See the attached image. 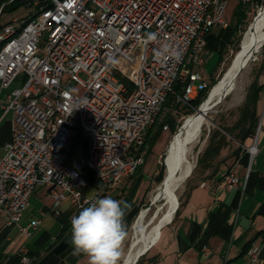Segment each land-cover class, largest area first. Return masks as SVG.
<instances>
[{
  "label": "built area",
  "instance_id": "built-area-1",
  "mask_svg": "<svg viewBox=\"0 0 264 264\" xmlns=\"http://www.w3.org/2000/svg\"><path fill=\"white\" fill-rule=\"evenodd\" d=\"M213 1H221L217 16H209ZM227 2L67 0L0 54V89L23 75L21 86L0 98V109L13 113L12 136L0 158L4 223L20 221L39 187L47 189L55 215L64 202L79 212L85 201L111 196L110 189L144 163L147 133L158 116L176 114L167 100L189 107L206 87L192 67L190 81L182 82V66L189 48H197V65L203 63L202 25L227 27ZM17 21L2 25L0 38ZM148 33H155L156 41L148 42ZM164 44L172 46L170 52L158 55ZM178 82L183 83L180 93L174 90ZM168 128L166 122L162 129ZM76 129L83 153L70 167L66 150ZM255 150V143L247 147L250 155ZM90 172L101 186L88 193ZM221 180L228 187L238 185L231 172ZM37 224L31 220L19 231L29 236ZM19 253V264H36L26 247ZM250 257L256 261V253ZM223 264H230L227 258Z\"/></svg>",
  "mask_w": 264,
  "mask_h": 264
},
{
  "label": "crops",
  "instance_id": "crops-1",
  "mask_svg": "<svg viewBox=\"0 0 264 264\" xmlns=\"http://www.w3.org/2000/svg\"><path fill=\"white\" fill-rule=\"evenodd\" d=\"M12 15L16 14L1 13L0 19ZM228 29L229 25L215 28L208 35L202 52L203 63L199 66L204 65L209 56L206 48L212 37H219ZM235 36L236 30L228 38L225 37L226 40H220L221 49L214 74L223 63L222 56ZM192 66L184 69L186 78ZM214 74H210L208 79L200 76L206 83ZM254 81L261 86L254 110V132L243 143L229 137L236 144L235 151L222 155L209 177L195 181L187 188L172 219L147 239L144 248L148 247L149 242L150 246L140 264H223L225 258L230 264H264V59ZM22 82L23 75H17L7 89H0V98H5L10 90L20 87ZM12 117L11 110L3 112L0 109V158L5 152L4 145L12 136ZM253 143L256 150L250 155L247 147ZM71 147L79 149L80 158L83 144L77 129L66 150L69 166L67 152ZM228 172L237 177L236 187L222 183L223 175ZM97 188L90 189L88 185L87 192L91 193ZM123 199L121 197L120 200ZM130 206H133L131 201ZM74 214H78L75 206L64 202L55 215L47 189L36 188L17 224H5L0 217V264H19L21 247H26L30 255L36 257V264H88L86 256L73 255L70 218ZM31 220H38L37 226L31 229L29 236L22 235L19 227ZM252 253H256L255 262L251 261Z\"/></svg>",
  "mask_w": 264,
  "mask_h": 264
},
{
  "label": "rangeland",
  "instance_id": "rangeland-1",
  "mask_svg": "<svg viewBox=\"0 0 264 264\" xmlns=\"http://www.w3.org/2000/svg\"><path fill=\"white\" fill-rule=\"evenodd\" d=\"M240 1L243 0H228L224 15V18L229 25L228 31H223L219 37L217 35H214L212 37L210 44L206 48V53H209V56L204 65L192 66V70L198 72L200 75L205 77V79H208L210 74H214L217 68L218 53L221 49V45L219 46L220 40H226L225 37L228 38L230 33L235 31L234 11ZM244 1L249 4V9L247 11L245 20L246 25H243L245 30L241 33L240 39L236 46L237 50L235 51V49L230 46L228 50L223 54V63L220 65L219 70L212 77L216 79L213 85L218 81L220 82L224 78V75L228 71L235 56L237 54L239 55L240 42L243 38L244 33L246 32L250 24L254 22L257 15L264 10V4L256 7L254 1ZM47 2L48 6H51V3L49 1ZM34 12V7L19 6L11 12L16 15L1 18L0 25L2 26L6 23L11 22L13 20V17L18 20L22 19V21H24V18H26L25 21H29L37 11L35 13ZM213 29H215V27ZM252 32L254 34H263L264 29L255 27L253 28ZM263 59L264 42L263 45L255 53V56L244 66L242 72L233 80V83L229 86L226 92V96L221 100V102L212 109L211 106L216 100H218V98H216L211 104H209V110L206 114V122L201 126L196 141L193 142V144H191L190 146L191 148L188 155L190 166L188 171L191 169V173L178 185V187L168 200H165L164 198L154 199V195L157 188L163 182L165 187H169L178 176L180 169V160L177 155V150L174 143L175 139L178 138L180 132V130L178 132L177 130L182 124L184 125L185 123L184 119L196 112L195 110L192 114H188V111L193 109L192 104L189 107L186 105H178L177 110H175V112L177 111V113L172 115L173 120L175 121L174 124L176 130L172 132L170 128H168V130L161 129V133L157 137L153 146H151L150 143V148L148 150V154L145 158L144 163L138 167V169L132 176L125 178L114 188L110 189V195L113 199L120 200L121 197L130 198L131 203L138 208L136 214L127 226V236L125 241L123 242L124 254L120 262H122L123 259H125L127 255L130 254L136 241V236L139 229H135L134 225L140 214H142L140 227L144 231H146V236L148 239L150 237L149 232L153 227L161 222L167 221L174 216V213L176 212L174 211L173 213V210H176L175 205L177 207V204L181 202V199L183 198L187 188L195 181H200L209 177L217 167L218 160L224 155L231 154V152L235 151L236 144L229 138V136H227V138L229 139L227 141V144L219 151V154L215 158L210 160L207 164L204 162L198 163L200 156L203 154L207 146L208 136L210 133H212L213 129L219 128L220 126L230 127L238 117L241 100L248 86L255 79ZM186 67H184V69ZM208 83H210V80L206 82V85ZM213 87L214 86H211L209 87L210 89L208 88L206 90L205 96L202 98V100L206 99L209 91ZM67 153L70 166L72 165V167H75L76 163L81 158H79V149L71 147V149L68 150ZM99 185L101 186L100 181L93 173H90L89 188L92 189L95 186L100 187ZM130 246H132L131 249L129 248ZM144 256L145 254L140 256V258L138 259L139 261H137L135 264H140L143 261Z\"/></svg>",
  "mask_w": 264,
  "mask_h": 264
},
{
  "label": "bare ground",
  "instance_id": "bare-ground-1",
  "mask_svg": "<svg viewBox=\"0 0 264 264\" xmlns=\"http://www.w3.org/2000/svg\"><path fill=\"white\" fill-rule=\"evenodd\" d=\"M51 3V6H48V2ZM43 6L39 9L38 12L34 14V16L31 18V20L22 21V19L18 20L14 23V26L10 29L6 30V32L2 35L0 38V54H2L5 50L11 48L12 44L17 42L19 38L22 36V34L25 33V31L35 24L37 20L40 18H43V16L49 15L50 12L57 10V8L64 4L67 0H47ZM219 9H221V1H213V3L209 6V16H217ZM251 25V28H248L246 32L243 35V38L240 42V52L239 55L237 54L231 63L228 71L225 73L224 78L219 82H217L213 88L209 91L207 97L205 100H203L199 105L200 110L198 112H195L194 114L188 116L185 118V123L183 125V128H181L179 132L178 138L175 139V146L177 150V155L180 160V169L178 176L176 180L169 186L165 187L164 182L157 188L154 199H160L164 198L165 200H168L178 185L190 175L191 169L188 171L190 166V160H189V151L190 146L193 144V142L196 141V138L198 136V132L201 128V126L206 122V114L209 110V104H211L216 98H222L223 94L227 92L229 86L233 83V80L236 78H233L237 69L239 66L243 63L245 58H247L251 48L252 43L259 44L260 42H264V32L263 34H254L252 32L253 28H263L264 29V10L257 15L254 22ZM215 27V22H207V25H202L201 31H200V45L206 44V37L210 34L212 29ZM250 61V60H249ZM248 61V62H249ZM190 65H197V48H189L188 51V58L186 59V65L182 66V72L184 67L190 66ZM188 71V70H187ZM187 80L186 82L190 81V72L187 73ZM227 94V93H226ZM165 116H158V119H156V124L151 125V129L162 126V128H165L166 123H164ZM138 167H133V173ZM188 171V172H187ZM172 172V171H171ZM155 202V201H154ZM176 208V205H175ZM175 209L173 210L174 213ZM173 215V214H172ZM142 214H140L135 222L134 228L139 229L136 241L133 245V248L130 252V254L127 255L125 259L120 264H131L134 260L136 255L142 251L147 243V236L146 231H144L140 227ZM172 219V218H171ZM171 219L161 222L155 227L151 229L149 232V236H153V234L166 222H169ZM150 246V242L148 244V248ZM132 246L129 248L131 249Z\"/></svg>",
  "mask_w": 264,
  "mask_h": 264
},
{
  "label": "clouds",
  "instance_id": "clouds-1",
  "mask_svg": "<svg viewBox=\"0 0 264 264\" xmlns=\"http://www.w3.org/2000/svg\"><path fill=\"white\" fill-rule=\"evenodd\" d=\"M156 39L155 33L146 35L148 42ZM171 47L164 44L158 55L169 53ZM171 55L179 57L174 50ZM85 204L70 218L73 255L86 256L88 264H120L127 236L124 217L129 205L111 196L96 197Z\"/></svg>",
  "mask_w": 264,
  "mask_h": 264
},
{
  "label": "trees",
  "instance_id": "trees-1",
  "mask_svg": "<svg viewBox=\"0 0 264 264\" xmlns=\"http://www.w3.org/2000/svg\"><path fill=\"white\" fill-rule=\"evenodd\" d=\"M8 0H0V7L3 3H5ZM47 0H11L9 3H7L4 8L2 9L1 13H6V12H12L14 9H16L19 6H25V7H34L35 12L39 11V9L43 6V4ZM255 3L256 7L261 6L264 4V0H252L251 2ZM249 9V4L246 3V1H240L235 8L234 11V27L236 30V36L235 38L231 41V46L237 50V44L240 39L241 33L245 30L243 25H246V14ZM264 9V8H263ZM34 12V13H35ZM26 20V18H24ZM1 28V25H0ZM208 37V36H207ZM206 37V40H207ZM186 77L182 72V82H186ZM216 81V79L212 78L210 79V83L206 85V87L198 92L196 97L192 100V105L193 109L188 111V114H192L196 108L199 106V104L204 100L202 98L205 96L206 90L214 86L213 83ZM182 82H178L175 85V92L180 93L181 92V87L183 85ZM259 85L254 81L252 82L245 94L244 101L242 102L240 108H239V115L237 120L230 126V127H223L220 126L219 128H214L212 133L209 134L208 136V143L207 146L203 152V154L200 156L198 163H209L210 160L215 158L218 154L219 151L225 147L227 144V141L229 140L227 136H229L231 139L237 140L239 143H243L244 139L248 136H250L254 132V127H255V121L256 118L254 116V110L258 98V92L260 90ZM210 89V88H209ZM166 105L170 107H174L175 109L172 110H177L178 105L171 104V97L167 100ZM195 108V109H194ZM177 113V111H176ZM168 123L169 128L174 132L176 130L175 127V121L173 120V117L171 114H168L167 117L164 120V123ZM162 126H158L152 129H149L147 133V143H148V148H150V143L151 146H153L154 142L156 141L157 137L161 133ZM138 169V168H137ZM136 169V170H137ZM135 170V171H136ZM134 171V172H135ZM134 174V173H133ZM132 174V175H133ZM130 175V176H132ZM130 198H124L122 201L126 202L128 205L130 203ZM138 208L136 206H130L128 210L126 211L125 217H124V224L125 228L127 229L128 224L136 214ZM139 261V260H138Z\"/></svg>",
  "mask_w": 264,
  "mask_h": 264
},
{
  "label": "water",
  "instance_id": "water-1",
  "mask_svg": "<svg viewBox=\"0 0 264 264\" xmlns=\"http://www.w3.org/2000/svg\"><path fill=\"white\" fill-rule=\"evenodd\" d=\"M10 1H11V0H8V1H6L5 3H3V4L1 5V7H0V13L2 12V9L4 8V6H5L7 3H9ZM248 28H251V25H250ZM252 44H253V45H252V48H251V50H250V52H249L247 58H245V60L243 61V63L239 66V68L237 69V71H236V73H235V75H234L233 78L237 77V76L242 72V70L244 69V66L248 63L249 60H251V59L255 56V53H256V52L258 51V49L263 45L262 42H260L259 44H255V43H252ZM225 96H226V93L223 94L222 98H219L218 100H216V101L213 103V105L211 106V109H212L213 107H215L216 105H218V104L221 102V100H222ZM200 106H201V105L198 106V108L196 109V112H198V111L200 110ZM181 128H183V124L179 127V129L177 130V132H178L179 130H181ZM147 250H148V247H146V248H144L142 251H140V252L136 255L135 260H134V262H133L132 264H135V263L138 261V259L140 258V256H142L143 254H145Z\"/></svg>",
  "mask_w": 264,
  "mask_h": 264
}]
</instances>
